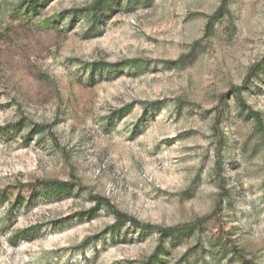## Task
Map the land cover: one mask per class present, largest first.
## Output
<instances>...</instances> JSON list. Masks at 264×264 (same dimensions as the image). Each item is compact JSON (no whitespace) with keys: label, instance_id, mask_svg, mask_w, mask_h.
Instances as JSON below:
<instances>
[{"label":"rangeland","instance_id":"1","mask_svg":"<svg viewBox=\"0 0 264 264\" xmlns=\"http://www.w3.org/2000/svg\"><path fill=\"white\" fill-rule=\"evenodd\" d=\"M46 1L0 0V264H144L94 196L192 228L163 264H264V0Z\"/></svg>","mask_w":264,"mask_h":264},{"label":"trees","instance_id":"2","mask_svg":"<svg viewBox=\"0 0 264 264\" xmlns=\"http://www.w3.org/2000/svg\"><path fill=\"white\" fill-rule=\"evenodd\" d=\"M226 0H222V3H225ZM26 4L29 8H36L38 5L47 4L46 0H27ZM106 0H95L92 6L91 14L93 17L98 18L101 17V12L106 7ZM173 64L175 62H172ZM41 186L44 190H52L55 193H60L66 190L72 191L74 187L73 184L68 182H58V181H45L41 182ZM91 201L94 204V208L91 210L92 212L103 208L105 212L112 214L114 217V224L112 225V229H120L126 224L131 225L135 229H140L141 231L146 230H154L157 233L158 240L157 245L152 252V254L148 257L144 264H163V258L167 255L170 249L176 247L181 238L190 237L192 234V228L190 227H180V228H153L151 226H143L138 221L133 218H129L125 214L117 211L113 208L109 201L94 196L91 198Z\"/></svg>","mask_w":264,"mask_h":264}]
</instances>
